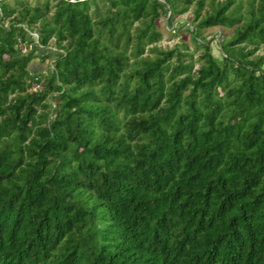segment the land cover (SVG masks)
<instances>
[{"label": "trees", "instance_id": "trees-1", "mask_svg": "<svg viewBox=\"0 0 264 264\" xmlns=\"http://www.w3.org/2000/svg\"><path fill=\"white\" fill-rule=\"evenodd\" d=\"M0 264H264V0H0Z\"/></svg>", "mask_w": 264, "mask_h": 264}, {"label": "rangeland", "instance_id": "rangeland-1", "mask_svg": "<svg viewBox=\"0 0 264 264\" xmlns=\"http://www.w3.org/2000/svg\"><path fill=\"white\" fill-rule=\"evenodd\" d=\"M168 15V14H167ZM192 14L190 11L175 16L172 21L167 18V16H161L157 21L158 29L161 32V38L156 42L161 48H171L173 46L178 47L181 51H186L192 55V61L194 63V67H198L199 61L198 57L202 51L201 47L197 46L194 43L195 39L193 34L190 32ZM189 27V29H188ZM231 33L230 29L214 26L209 28H203L201 30V37L197 36L198 39H209L213 38L211 42L212 51L214 55L218 56L219 53V45L220 40L222 38H226ZM34 36V33H33ZM196 38V39H197ZM261 50H258L256 53H260ZM52 62L51 58H47L46 60L39 61L38 58H34L29 67L33 72H45L47 67Z\"/></svg>", "mask_w": 264, "mask_h": 264}, {"label": "built area", "instance_id": "built-area-1", "mask_svg": "<svg viewBox=\"0 0 264 264\" xmlns=\"http://www.w3.org/2000/svg\"><path fill=\"white\" fill-rule=\"evenodd\" d=\"M34 37H37V33H34Z\"/></svg>", "mask_w": 264, "mask_h": 264}]
</instances>
